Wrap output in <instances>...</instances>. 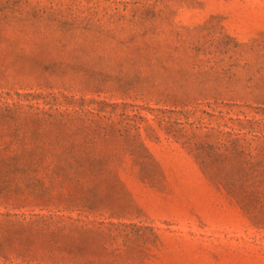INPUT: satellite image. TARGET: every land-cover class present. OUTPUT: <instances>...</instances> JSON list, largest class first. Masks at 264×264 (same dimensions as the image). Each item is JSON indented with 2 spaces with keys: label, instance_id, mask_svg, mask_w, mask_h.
<instances>
[{
  "label": "rangeland",
  "instance_id": "374dc122",
  "mask_svg": "<svg viewBox=\"0 0 264 264\" xmlns=\"http://www.w3.org/2000/svg\"><path fill=\"white\" fill-rule=\"evenodd\" d=\"M0 264H264V0H0Z\"/></svg>",
  "mask_w": 264,
  "mask_h": 264
}]
</instances>
